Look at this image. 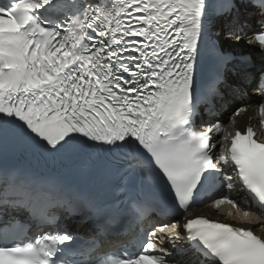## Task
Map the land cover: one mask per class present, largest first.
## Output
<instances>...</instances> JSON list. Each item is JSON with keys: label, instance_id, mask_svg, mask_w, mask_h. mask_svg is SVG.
Listing matches in <instances>:
<instances>
[{"label": "snow or ice", "instance_id": "obj_1", "mask_svg": "<svg viewBox=\"0 0 264 264\" xmlns=\"http://www.w3.org/2000/svg\"><path fill=\"white\" fill-rule=\"evenodd\" d=\"M217 16L227 19L228 38L256 28L249 43L264 52V0H0V143L84 157L121 180L138 172L170 200L133 198L135 220L156 211L183 218L141 228L129 242L134 251L124 244L104 252L102 241L59 230L51 208L71 197L0 168V264H264V236L256 234L264 224L253 230L191 215L230 205L235 213L227 215L240 223L264 220V142L255 129L227 133L220 121L197 127L201 105L211 113L227 91L252 81L264 116V62L257 73L250 57L213 43V71L197 81L206 25ZM241 192L242 201L231 198ZM23 212L30 223L17 219ZM31 222L53 230L30 236ZM96 228L105 233L107 222ZM169 230L171 247L182 234L189 242L188 251L177 248L187 260L166 259V248L157 254V233Z\"/></svg>", "mask_w": 264, "mask_h": 264}]
</instances>
